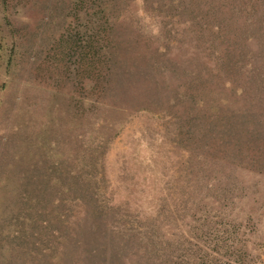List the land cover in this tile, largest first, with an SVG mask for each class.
<instances>
[{
  "label": "rangeland",
  "instance_id": "374dc122",
  "mask_svg": "<svg viewBox=\"0 0 264 264\" xmlns=\"http://www.w3.org/2000/svg\"><path fill=\"white\" fill-rule=\"evenodd\" d=\"M0 264H264V0H0Z\"/></svg>",
  "mask_w": 264,
  "mask_h": 264
}]
</instances>
